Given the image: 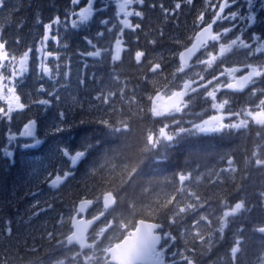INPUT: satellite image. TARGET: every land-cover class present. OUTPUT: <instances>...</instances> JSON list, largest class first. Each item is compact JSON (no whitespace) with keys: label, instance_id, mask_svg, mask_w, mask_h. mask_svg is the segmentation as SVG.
<instances>
[{"label":"snow or ice","instance_id":"6c2138e0","mask_svg":"<svg viewBox=\"0 0 264 264\" xmlns=\"http://www.w3.org/2000/svg\"><path fill=\"white\" fill-rule=\"evenodd\" d=\"M79 10L66 13L65 20H71L73 28L87 24L93 13L103 8L96 6L97 0H70ZM206 8L200 11L193 22V33L187 42L179 38L171 39L168 56L152 55L147 47L139 46L141 35L146 44L161 46L165 38L163 27L151 26L145 8L159 9L162 21L177 19L185 4L193 5V0H115L114 18L102 19L99 24L112 34L109 47H99L88 36L84 40L93 48L81 55L102 57L110 69L98 79L93 77L95 96L91 108L101 113L95 123L101 125L110 135L128 137L137 131V124L151 121L150 127L140 129V140L133 147L125 143L121 149H110L100 161L93 162L85 174V181L77 184L68 204L58 213L56 224L67 231L58 230L41 233L40 239L47 241V247L40 245L37 238L28 233L21 237L14 233L11 221L0 225V244H7L5 252L12 251L21 264H203L204 258L212 252L217 239L222 238L229 227L231 218L249 210L245 199L234 200V193L243 191L244 182L250 178L252 169H264V34L252 32L246 40L243 32L233 38L229 34L235 24L229 27L218 25V21H234L244 18L237 11H227L236 0H205ZM252 6V0H247ZM83 4V6H80ZM133 5L140 6L139 9ZM7 6V0H0V9ZM264 8V3L260 5ZM212 11L211 19L206 13ZM122 16V18H121ZM130 17H138L133 22ZM249 23L255 24L254 12L247 14ZM37 22L39 18L37 17ZM61 23L56 16L44 25L41 47L43 54L39 67L51 78L52 68L44 63V58L53 56L45 51V42L51 38L59 43L58 35L52 34L55 24ZM112 24L111 28L107 25ZM217 26V29H214ZM147 28V31L145 30ZM118 29L117 31H113ZM130 30L126 33L125 30ZM129 36L125 40V35ZM102 37L104 32H98ZM136 47L133 51L132 36ZM151 36V39H147ZM20 43L18 37L15 41ZM29 47L19 57L8 50V41L0 35V119L11 121L13 113L29 108L18 91L17 77L27 71ZM243 50L246 61L226 66L229 55ZM127 54L133 73L123 75L119 67ZM151 57V58H149ZM256 62H247L248 60ZM174 64V71L166 74V69ZM220 70L217 72L216 68ZM194 69H198L193 71ZM7 73V74H6ZM67 76L68 73H64ZM58 83V82H57ZM87 80L78 79L77 85L87 87ZM55 89V85L53 86ZM37 92L61 100L58 92L47 91L41 84ZM248 92L249 99L240 107H235L234 97ZM32 104L48 105V99L32 100ZM80 108L83 104L76 101ZM203 104L201 111H192L193 105ZM68 109L58 111L52 132L63 133L74 125L69 122ZM187 115L193 119L185 120ZM36 120L30 119L19 132L22 137H34ZM80 124L88 123L81 119ZM255 127L256 141L251 152L245 150L242 161L234 154L219 156L212 166L196 163L198 154H193L191 164L179 167L171 177L163 180H140L142 165L152 158H167L177 146L193 147L189 137L202 134H243ZM15 133L9 139L15 138ZM36 144L41 143L35 140ZM99 143V141H97ZM24 147L31 145L25 144ZM93 144L85 142L79 149L58 146L57 151L67 158L63 167L46 171L44 183L59 193L62 188L75 180L76 165L91 155ZM11 156V152H6ZM207 157H201L206 159ZM212 159H215L213 156ZM243 163L244 168L239 167ZM195 164L193 168L191 165ZM223 165V166H221ZM201 167L204 171H201ZM90 181V182H89ZM205 191H202L201 188ZM208 189H215L208 194ZM264 205V191L258 193ZM40 200L31 205V215L37 216L46 209H53V202ZM215 205V206H214ZM217 210H219L217 212ZM264 234V220L255 228ZM247 238L241 229L230 248V264H237L238 254L243 251ZM31 241V243L29 242ZM54 241V243H53ZM183 241V246H179ZM173 249H176L175 251ZM33 254L25 261L20 253ZM171 257V258H169ZM264 264V254L258 258ZM0 264H9L8 256H0Z\"/></svg>","mask_w":264,"mask_h":264},{"label":"trees","instance_id":"16d2710c","mask_svg":"<svg viewBox=\"0 0 264 264\" xmlns=\"http://www.w3.org/2000/svg\"><path fill=\"white\" fill-rule=\"evenodd\" d=\"M152 2V0H148V3ZM163 2L168 4L172 0H163ZM105 4L108 5L107 8L99 13L95 12L87 24L78 28L72 27L70 15L69 19L65 20L66 13H71L78 8L72 5L70 0H7V6L0 9V35L8 41V50L18 57L29 47L33 49L30 52L27 71L17 79V90L29 94L22 95V100L30 106L22 112L13 113L11 121L0 119V225L4 221H9L12 215L15 216L14 219H17L16 206L14 205L20 201L18 199L20 195L15 198V190L20 191L21 194L27 191L26 195L29 194V197L25 195L23 200L37 198L41 202L40 205L43 204L44 207L45 201L53 202L55 200L54 210L45 208L43 213L46 223L51 224L53 221L56 224V220L59 218L58 213L65 210L63 206L68 204L73 193L77 191L76 185L84 183L85 174L93 162L100 161L110 149L123 148L125 143L135 147L140 140V129L151 126L150 120L139 122L137 131L128 137H124L119 134L110 135L101 125L94 123V120L99 118L101 113L90 107L92 103H96L92 101V97L96 94L93 77L98 79L97 74L106 73L111 64H106L103 60L99 65L92 66L89 63L91 57L81 54L90 51L91 47L84 40L85 36L95 39L96 34L103 31L106 36L105 39L108 41L110 39L111 34L105 31L104 25L98 23V21L110 16L113 4L109 0H97L96 2V6L99 8H103ZM144 10L148 16V21L145 23L150 21L151 24L155 25L156 20H149L153 10L147 8ZM200 10L197 9L194 12V17L191 18L192 22ZM211 15L212 12H208L209 19H211ZM56 16L61 18V24L52 31L53 35H58L59 43L51 38L48 41V51L54 53L46 62L52 68L50 78L39 67L37 47L44 35V25L51 22ZM37 17L39 22H37ZM135 22H139V19H136ZM253 28L258 30L257 24ZM145 30L147 31V28ZM172 30L174 29L171 27L169 32L165 33L162 45L156 46L154 50L166 49L165 46L169 45L167 43L168 36H171ZM125 31L126 33L130 32L127 29ZM18 37L20 43L15 42ZM124 38L128 40L129 36L126 34ZM151 38L149 36L147 39ZM132 40L134 51L137 46L134 35ZM139 46L147 47L151 53L154 51L152 45L146 44L143 35H141ZM119 71L122 76L133 73L127 54H125L124 62L120 65ZM168 72H171L169 67L166 69V74ZM64 73H68V75L64 76ZM78 79L87 80V87L78 86ZM41 84L47 91H54V94L58 92L61 100L56 101L54 95L48 96L44 92H37L36 89ZM54 85L55 89H53ZM71 96L73 97L70 98ZM89 97L91 101L87 100ZM241 97H238L239 103L242 100ZM41 99L51 100L52 103L48 105L31 103L32 100ZM76 101L83 104V109ZM2 103L0 101V104ZM69 106L72 110L69 111L68 120L74 126L63 133L52 132L53 125L57 123L55 117L58 111L68 109ZM202 107H206V105ZM30 119H35L37 122L35 136L29 137L27 140L20 138L13 143V139L10 140L9 136L12 133L19 136V132L23 130V125ZM81 119L88 121V123L80 124ZM255 132L256 128L253 127L250 132L243 134L236 132H233L232 135L213 133L189 137L188 140L193 143V147L177 146L176 150L171 152L167 158L146 160V166L142 165L143 174L138 179L146 181L170 178L179 167L191 164L193 154H198L196 163L209 167L219 160V156L224 154H234L237 160L242 161L245 150L250 153L254 143L257 142ZM85 138H87L88 143L93 144V148L89 150L91 155L86 156L83 162L76 165L75 180L62 188L59 193L53 192V189L43 182L46 171H52L54 167H63L67 160L57 151V147L67 146L74 151L80 148L81 144L85 142ZM35 140H40L41 143L36 144ZM25 144L31 146L26 148L23 146ZM9 150L12 151L11 156L6 155ZM213 156L215 159H212ZM201 157L207 158L201 159ZM191 166L194 168L196 165L192 164ZM239 167L243 169V163H240ZM200 170L204 171V168L201 167ZM201 190L205 191L203 187ZM207 191L208 194H211L215 189H208ZM260 191H264V169H252L250 178L244 182L243 191L234 193L233 196L234 200L245 199L248 202L249 210L231 218L230 225L225 229L223 237L217 239L212 252L204 258L203 264H230V248L241 229H243L247 240L244 243L243 251L238 254L237 264H259L258 258L264 254V234L255 231L259 223L264 220V205L261 204L258 197ZM39 216L37 218L32 216L31 220L38 221ZM26 219L25 216H21V219H17L15 223L21 224L26 222ZM42 226L34 225L32 230H38ZM18 230L21 231L20 228ZM14 233L17 234L15 230ZM5 245L0 244V247ZM41 252L43 250L37 254ZM20 255L27 261L33 254L21 252ZM18 262L20 260L17 258H9V264H18Z\"/></svg>","mask_w":264,"mask_h":264},{"label":"rangeland","instance_id":"374dc122","mask_svg":"<svg viewBox=\"0 0 264 264\" xmlns=\"http://www.w3.org/2000/svg\"><path fill=\"white\" fill-rule=\"evenodd\" d=\"M109 2L113 4L112 10H111V13L112 14L110 13V16L109 17H105L104 19L112 18V23H116V20L114 18V13H115V10H116L115 9V0H112V1L109 0ZM212 2L213 3H216L217 0H212ZM262 3H264V0H252V6L250 7L248 5L247 0H236V3L233 4V5H231L230 6V9H226V12L229 11V10H231V11H237L244 18H239L238 17L234 21H227V22L221 20V21L218 22V25L223 26V27H229L232 24H235V28H233V31L229 34V38H233L236 35H240L241 32H243L244 38L246 40H248L250 38L252 32H257V33L264 34V8H261L260 7V5ZM133 7L139 9L140 6L133 5ZM205 8H206V2H205V0H193V5H187V4H185L184 7H183L182 13L178 17V19L181 22H180V24L175 23V25L171 24V20L169 22H167V23H164L162 21L161 12L159 10L158 16L157 15H153L152 16V18L157 19L156 20V24L154 25V27H163L165 33H167V32H169L168 31L169 28H167L165 25H168L170 28L172 27L174 29V30H172V34H171V37L172 38L173 37H176V38H179V39L184 40V41L187 42V37L189 35H192V33H193V22L195 20L192 22L191 18L194 17V12L197 9H201L200 11H204ZM78 10H79V8H76L75 9V11H78ZM212 11L213 10H209L208 12H212ZM208 12L206 13V19H209V17H210V16H208ZM249 12H254L255 13V15L257 17V22L255 24H252V23H249L248 22V20H247L246 17H247V14ZM94 14H95V12L93 13V15ZM74 18L75 17H71L70 16V22ZM121 18H122V16H121ZM130 19L135 23L136 19H139V18L138 17H130ZM60 24L61 23L55 24L53 26L52 31L54 30V28L56 26H58ZM256 24L258 26V30H255V28H253V26H255ZM107 26H108V28H111L112 27V24H109ZM216 29L218 30V28H216ZM117 30L118 29H114L113 31H117ZM101 32H103V31H101ZM186 35H188V36L186 37ZM105 37L106 36L103 35L102 37H96L94 39L96 41V44L99 47H103V48L109 47V44H110V42L112 40V34L110 35L109 41L106 40ZM90 39H92V38H90ZM48 41L45 42V46H44L46 52H50V51H48ZM168 44H169L168 46H165L166 49L161 48V50H164L165 51V53H166L165 56H167L169 54L168 53V50L171 47V41ZM40 47H41V41L38 44L37 49H39ZM90 51H93V48L92 47H90ZM152 53L154 55H162V53H161V51L159 49L154 50ZM42 56H43V54L41 52H38L39 64L41 62ZM50 57L51 56L44 58V63H46L49 60ZM95 58H97V59L96 60H93L92 57H91V59L89 61L90 65L96 66V65H99L103 61V58L102 57H95ZM260 59H264V57H260ZM238 60H246L243 50L236 51L233 54L229 55L228 58H227V61H226V65H233V63H235ZM248 61L249 62H256V61L251 60V59L248 60ZM29 62H30V53H29V60H28V64H27V69L29 67ZM174 68H175V65L174 64H170L169 65V69H171V71H174ZM196 70H198V69H194L193 71H196ZM219 70H220V68L218 69V71ZM104 74H97V77H100V76H102ZM18 78H20V77H17V79ZM261 86H263V85H261ZM72 97L73 96H71L70 98H72ZM248 99H249L248 92H247V95L243 97V99L241 100L240 103H239L238 97H234V100L236 102L235 103V107H240ZM87 100L88 101H91V98L89 97V98H87ZM62 105H63V103H62ZM202 106H203V104L193 105L192 111L199 112V111H201ZM184 119L185 120H190V119H193V116L187 115V116L184 117ZM20 138L21 139H24V140H27L29 137H22L20 135L19 136L18 135H15V138L13 139V143H14L15 140L20 139ZM8 152H11L12 153L11 150H9ZM53 192H55V190H53ZM26 194H27V191L26 192H22V194H21L20 191H16L15 190V198H16V196H19L20 195V197L18 198L20 201L18 202L17 205L16 204L14 205V206H16V208H15V212H16V216H17L16 218L20 220L21 219V216H25V218H27L26 219V222L24 221L21 224H16L15 221L17 219H14L15 218L14 215H12V217L9 219V221L12 222L11 226L13 227V230H15V232L18 235H20L21 237L27 236L29 232L32 233V235H34L37 238V244H36V246L38 247V252H40V251L43 250V248H41L40 245H44V247H47L48 246L47 245V241L40 239L41 233L45 229L47 231H55V230H58V231H61V232H66L67 231V228H66V226L64 228H61L60 225L55 224L53 221H52L51 224L46 223L45 214L43 212L39 213L37 216H34L35 218H37L40 215L38 221H32L31 220V218H32V215H31V205L33 203H35V200H37V198H26L25 200H23V198L25 197ZM26 197H29V194L26 195ZM21 200H23V201H21ZM40 207L44 208V205L42 204V205H40ZM27 221H29L30 223L28 224ZM34 225L35 226L43 225V226L40 229H38V230H32V228H33ZM19 228L21 229V231L18 230ZM33 231H35V233H33ZM29 242L31 243V241H29ZM53 243H54V241H53ZM179 246L182 247L183 246V243H180ZM7 247H8L7 244L5 246H3V247H0V256H8L9 258H13L14 257V259H16L15 256H14V253L12 251L5 252V248H7ZM173 250L175 251L176 249H173ZM169 258H171V257H169ZM176 259L178 261V264H183V262H180L179 261V258L178 257H176ZM18 264H21V262H18Z\"/></svg>","mask_w":264,"mask_h":264},{"label":"flooded vegetation","instance_id":"af4514ba","mask_svg":"<svg viewBox=\"0 0 264 264\" xmlns=\"http://www.w3.org/2000/svg\"><path fill=\"white\" fill-rule=\"evenodd\" d=\"M151 14V17L149 18V20H157V19H155V18H152V16L153 15H157L158 16V14H159V9L157 8V9H155V10H153V12L152 13H150ZM162 15V14H161ZM178 23V24H180V20L177 18V19H172L171 20V24H173V25H175V23ZM219 22V21H218ZM151 26H154V24H151ZM167 28H169L170 29V27L168 26V25H165ZM217 28V26H214V29H216ZM168 30V29H167ZM188 35H186V37H187ZM171 36H168V40H167V43H169L170 41H171ZM93 43L94 44H96V41L93 39ZM161 53H162V55H166V53H165V51L164 50H161ZM153 56H154V54H153ZM168 56V55H167ZM166 56V57H167ZM149 58H151V57H149ZM92 59L93 60H96L97 58H95V57H92ZM246 60H238V61H236L235 63H233V64H240V63H242V62H245ZM247 62H249V61H247ZM226 66H232V65H226ZM218 69H219V66H217V68H216V71L218 72ZM247 95V91H245L243 94H237L236 96L237 97H241L242 99H243V97L244 96H246ZM245 100V99H244Z\"/></svg>","mask_w":264,"mask_h":264},{"label":"bare ground","instance_id":"6f19581e","mask_svg":"<svg viewBox=\"0 0 264 264\" xmlns=\"http://www.w3.org/2000/svg\"><path fill=\"white\" fill-rule=\"evenodd\" d=\"M94 121H95V120H94ZM94 123H95V122H94ZM94 123H93V124H94ZM93 133H94V132H93ZM98 134H99V133H98ZM99 135H100V134H99ZM94 137H95V136H94Z\"/></svg>","mask_w":264,"mask_h":264}]
</instances>
